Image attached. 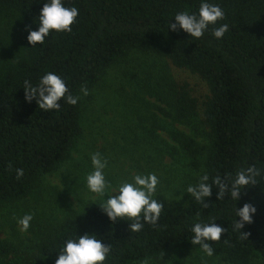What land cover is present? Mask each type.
I'll return each instance as SVG.
<instances>
[{
  "label": "trees",
  "instance_id": "obj_1",
  "mask_svg": "<svg viewBox=\"0 0 264 264\" xmlns=\"http://www.w3.org/2000/svg\"><path fill=\"white\" fill-rule=\"evenodd\" d=\"M43 2L0 0V202L26 198L68 158L82 133V89L91 90L108 67L138 50L205 82L209 95L201 103V122L208 139L199 178L208 174L211 183L254 166L260 173L257 183L243 190L236 206L249 202L257 211L241 229L248 234L242 238L233 227L235 202L228 196L217 200L215 188L206 209L187 194L174 207L157 194L164 205L161 217L139 232L129 231L128 221L111 222L99 205H92L80 220L52 227L36 243L37 256L31 261H24L14 242L0 240V264H55L64 241L85 232L111 245L105 264H150L177 247L195 246L191 226L200 221L226 229L212 242L226 264H249L255 254L264 261V0H212L225 12L217 27L229 25L219 40L211 28L198 40L167 28L176 13L197 11L200 0H64L66 7L79 10L72 31H53L42 46L32 47L26 28L36 30ZM48 72L61 76L69 93L79 97L75 105L62 99L60 110L46 112L35 101L25 102L24 81L35 84ZM147 93L167 100L162 91ZM172 94L175 120L196 114L198 101L189 89L172 88ZM17 169L24 173L19 179Z\"/></svg>",
  "mask_w": 264,
  "mask_h": 264
},
{
  "label": "rangeland",
  "instance_id": "obj_2",
  "mask_svg": "<svg viewBox=\"0 0 264 264\" xmlns=\"http://www.w3.org/2000/svg\"><path fill=\"white\" fill-rule=\"evenodd\" d=\"M183 86L198 101L196 114L187 121L175 120L169 104L174 97L172 88ZM147 91H162L167 100ZM208 95L198 75L155 54L132 50L114 62L86 95L80 94L82 133L68 158L43 176L26 198L0 202V240L14 242L24 261H31L37 256L36 243L52 227L80 220L88 206L102 202V197L86 187V176L93 171V153L107 160L105 176L113 187L135 174L154 173L160 181L155 197L164 195L171 207L181 204L183 198L176 201V195L197 182L205 160L208 138L201 122V103ZM25 214L33 215L27 232L17 223ZM151 263L226 264L219 255L208 257L195 246L177 247ZM249 264L264 261L255 254Z\"/></svg>",
  "mask_w": 264,
  "mask_h": 264
},
{
  "label": "clouds",
  "instance_id": "obj_3",
  "mask_svg": "<svg viewBox=\"0 0 264 264\" xmlns=\"http://www.w3.org/2000/svg\"><path fill=\"white\" fill-rule=\"evenodd\" d=\"M78 14V8L66 7L64 0H44L35 20L36 30L26 28L27 41L32 47L42 46L53 31L71 32V26L76 22ZM224 18L225 12L218 3L212 0H200L197 11L185 10L176 13L175 22H171V19L167 28L174 32L183 31L194 40L202 38L211 28L212 35L219 40L229 31L227 23L217 27L218 22ZM23 89L25 102L35 101L39 109L46 112L60 110L62 99L72 105H75L79 99L69 93L64 79L53 72L42 75L35 84L25 80ZM82 91L87 94L86 89ZM91 163L93 171L86 176V187L89 193L103 198L102 202L97 204L111 222L128 221L130 222L128 230L131 232L141 231L145 223L153 226L158 223L164 205L155 198L160 183L156 174H135L129 180L113 187L105 176L107 160L100 153H93ZM23 174V169H17V179ZM259 175V171L254 166L238 171L234 177L217 176L211 183H209V175L204 174L196 184L188 185L184 193L179 192L180 194L176 195L179 199L176 201H180L187 194L206 209L209 207V198L213 189H217V200L228 196L235 202L233 227L241 233L242 238H247L248 234L241 229L253 222L257 209L249 202L244 203L242 207L236 205L243 190L249 185L256 184V177ZM32 220V214L22 216L17 222L20 230L27 232ZM191 232L193 233L191 244L199 246L206 256L212 257L215 255L212 242L219 241L226 229L216 222L200 221L191 226ZM97 237L94 233L85 232L83 235L78 234L75 238L65 240L63 247L57 252L55 264H105L112 248L103 241V238Z\"/></svg>",
  "mask_w": 264,
  "mask_h": 264
}]
</instances>
